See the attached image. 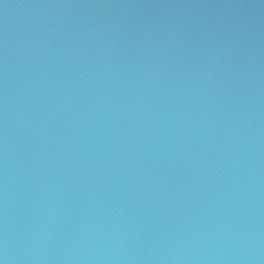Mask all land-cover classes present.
<instances>
[{
  "label": "water",
  "instance_id": "1",
  "mask_svg": "<svg viewBox=\"0 0 264 264\" xmlns=\"http://www.w3.org/2000/svg\"><path fill=\"white\" fill-rule=\"evenodd\" d=\"M0 264H264V0H0Z\"/></svg>",
  "mask_w": 264,
  "mask_h": 264
}]
</instances>
